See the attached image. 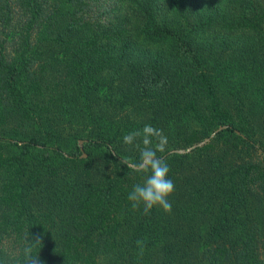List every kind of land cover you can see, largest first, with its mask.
I'll use <instances>...</instances> for the list:
<instances>
[{
	"label": "trees",
	"instance_id": "16d2710c",
	"mask_svg": "<svg viewBox=\"0 0 264 264\" xmlns=\"http://www.w3.org/2000/svg\"><path fill=\"white\" fill-rule=\"evenodd\" d=\"M145 124L170 213L127 200ZM29 243L40 264H264V0H0V264Z\"/></svg>",
	"mask_w": 264,
	"mask_h": 264
},
{
	"label": "clouds",
	"instance_id": "9594fccd",
	"mask_svg": "<svg viewBox=\"0 0 264 264\" xmlns=\"http://www.w3.org/2000/svg\"><path fill=\"white\" fill-rule=\"evenodd\" d=\"M122 140L125 145L135 147L139 151V159L129 164L131 170L147 174L143 183L134 184L128 192L127 200L131 202V207L140 209L142 206L145 216L150 215L154 208L170 213L172 204L169 197L175 191V184L169 178V164L162 156H158V153L166 151L168 144L163 130L145 124L141 129L125 133ZM33 243H29L23 249L25 264H40V258L32 255ZM135 244L138 255H143L147 247L146 238H138Z\"/></svg>",
	"mask_w": 264,
	"mask_h": 264
},
{
	"label": "water",
	"instance_id": "95a60500",
	"mask_svg": "<svg viewBox=\"0 0 264 264\" xmlns=\"http://www.w3.org/2000/svg\"><path fill=\"white\" fill-rule=\"evenodd\" d=\"M221 128H223V126L218 127V129H216L214 132H212L209 137L204 138L202 141H200L196 144H193V145L187 147L186 149H172V150H170V152L184 153V152L190 151L192 148L199 146V145H202L204 142L208 141L215 134V132H217V130H219Z\"/></svg>",
	"mask_w": 264,
	"mask_h": 264
}]
</instances>
